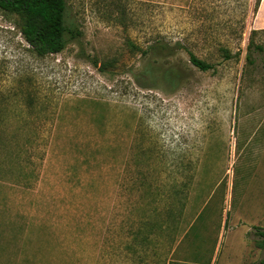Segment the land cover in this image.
Here are the masks:
<instances>
[{"label": "rangeland", "instance_id": "obj_1", "mask_svg": "<svg viewBox=\"0 0 264 264\" xmlns=\"http://www.w3.org/2000/svg\"><path fill=\"white\" fill-rule=\"evenodd\" d=\"M65 3L74 38L45 56L0 10V193L75 211L88 238L134 249L142 264H260L264 30L245 59L256 0ZM155 41L174 50L141 77ZM152 205L148 245L135 247Z\"/></svg>", "mask_w": 264, "mask_h": 264}, {"label": "crops", "instance_id": "obj_2", "mask_svg": "<svg viewBox=\"0 0 264 264\" xmlns=\"http://www.w3.org/2000/svg\"><path fill=\"white\" fill-rule=\"evenodd\" d=\"M263 2L251 20L253 30L264 29ZM37 198L0 193V264H142L134 250L88 238L79 229L77 212L40 208ZM172 263L166 257L148 264Z\"/></svg>", "mask_w": 264, "mask_h": 264}, {"label": "trees", "instance_id": "obj_3", "mask_svg": "<svg viewBox=\"0 0 264 264\" xmlns=\"http://www.w3.org/2000/svg\"><path fill=\"white\" fill-rule=\"evenodd\" d=\"M260 0H256L255 12L259 6ZM0 10L19 16L22 19L20 26L21 34L28 45L34 50L38 56H45L49 54H57L64 50L69 38H74L73 29L66 23V3L65 0H0ZM264 30V29H263ZM262 30H252L248 45L246 48L245 59L248 64H253V53L262 51L260 45H254L253 35ZM69 34V36H68ZM174 50L173 47H168L158 41L149 45L145 50H142V56L146 58L147 62L140 71V76L146 78L150 77V70L160 68V60L169 58ZM223 59L232 58L231 54L226 48L220 49ZM190 63L201 72H209L214 70V65L204 60L199 59L193 53H188ZM155 66V67H154ZM164 67V66H163ZM161 74L166 80L173 84L180 81L179 74L173 67H164ZM192 174H188V181H191ZM154 202V201H153ZM182 202L178 201V208H182ZM152 209L145 210L142 217L138 218L139 229L136 233H142L140 243H134L133 246L139 247L148 245L147 236L151 234L150 216L151 211L157 210L155 205ZM260 236L264 238V232H259ZM133 247V248H135ZM259 248H264V241L258 243ZM134 250V249H133ZM264 264V260L260 262Z\"/></svg>", "mask_w": 264, "mask_h": 264}]
</instances>
